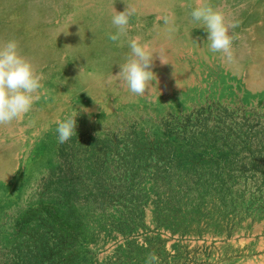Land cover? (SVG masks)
Masks as SVG:
<instances>
[{"label": "rangeland", "instance_id": "1", "mask_svg": "<svg viewBox=\"0 0 264 264\" xmlns=\"http://www.w3.org/2000/svg\"><path fill=\"white\" fill-rule=\"evenodd\" d=\"M207 2L240 22L232 63L192 20L199 0H0V45L44 76L0 124V264H264V0ZM135 37L156 77L142 96L116 76Z\"/></svg>", "mask_w": 264, "mask_h": 264}, {"label": "clouds", "instance_id": "2", "mask_svg": "<svg viewBox=\"0 0 264 264\" xmlns=\"http://www.w3.org/2000/svg\"><path fill=\"white\" fill-rule=\"evenodd\" d=\"M114 12L112 24L117 31L115 34H110L109 39L117 42L127 34L129 19L135 10H130L127 5L125 11L114 10ZM190 15L195 23L200 24L208 32L209 50L213 53H222L225 62L232 63L234 61L232 46L238 37L235 34L230 35L229 32L230 29L238 27L240 22L226 23L223 13L214 10L207 0H199L198 6L191 11ZM163 19L165 24L173 23L169 15H165ZM18 47V42L15 40L0 45V124L11 123L28 113L33 103L40 99L41 90L44 87L41 83L44 79L43 74L36 72L32 63L19 53ZM129 47L131 55L126 63L120 65L121 70L116 76L131 93L142 96L155 77L150 70L153 52L146 44L140 43L139 37L132 38L129 41ZM160 59L162 63H166L161 57ZM76 115L77 113H73L63 121H56L59 143H66L72 136H76ZM147 260L157 261L158 257L152 253Z\"/></svg>", "mask_w": 264, "mask_h": 264}, {"label": "bare ground", "instance_id": "3", "mask_svg": "<svg viewBox=\"0 0 264 264\" xmlns=\"http://www.w3.org/2000/svg\"><path fill=\"white\" fill-rule=\"evenodd\" d=\"M262 4V3H261ZM44 5V4H43ZM263 5V4H262ZM260 7H261V5H260ZM259 7V8H260ZM261 9H263V8H261ZM251 10V9H250ZM255 10V9H254ZM258 10V9H257ZM55 11V10H54ZM256 11V10H255ZM56 12V11H55ZM247 12V11H246ZM248 12H250V11H248ZM259 12V11H258ZM260 12H262V10H260ZM251 15V14H250ZM241 16V15H240ZM248 16V15H247ZM240 19V18H239ZM261 22V21H260ZM61 23V22H60ZM59 23V24H60ZM62 24V23H61ZM247 33V32H246ZM249 35H250V33H249ZM252 35V34H251ZM114 68V67H113ZM45 69V68H44ZM44 69H42V70H44ZM234 77V76H233ZM232 77V78H233ZM225 78V77H224ZM235 78V77H234ZM219 80V79H218ZM222 82V81H221ZM238 82H239V80H238ZM223 83V82H222ZM60 84V83H59ZM212 86V85H211ZM232 86V85H231ZM191 88V87H190ZM224 88V87H223ZM240 88V87H239ZM225 89V88H224ZM249 89V88H248ZM211 90V89H210ZM223 90V89H222ZM221 90V91H222ZM228 90V89H227ZM192 91H193V89H192ZM247 92V91H246ZM48 93H49V91H48ZM51 93V92H50ZM186 93V92H185ZM201 93V92H200ZM214 93V92H213ZM250 93V92H249ZM262 93V92H261ZM221 94V93H220ZM190 95V94H189ZM200 96V95H199ZM221 96V95H220ZM219 98V97H218ZM249 98V97H248ZM142 99V98H141ZM158 99V98H157ZM197 99V98H196ZM164 100V99H163ZM170 100V99H169ZM190 100V99H189ZM144 102V101H143ZM153 102V101H152ZM167 102H169V101H167ZM36 103V102H35ZM39 103V102H38ZM145 103V102H144ZM154 103V102H153ZM159 103V102H158ZM171 104V103H170ZM185 104V103H184ZM43 106H44V104H42ZM158 105H160V103L158 104ZM169 106V105H168ZM137 110V109H136ZM161 111V110H160ZM152 113V112H151ZM157 113V112H156ZM160 114V113H159ZM149 115V114H148ZM119 116V115H118ZM24 118H25V116H24ZM22 119V118H21ZM11 177V176H10Z\"/></svg>", "mask_w": 264, "mask_h": 264}, {"label": "trees", "instance_id": "4", "mask_svg": "<svg viewBox=\"0 0 264 264\" xmlns=\"http://www.w3.org/2000/svg\"><path fill=\"white\" fill-rule=\"evenodd\" d=\"M35 215V211H30L27 216L23 219V222L26 224V223H29L31 218Z\"/></svg>", "mask_w": 264, "mask_h": 264}]
</instances>
